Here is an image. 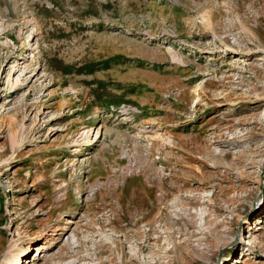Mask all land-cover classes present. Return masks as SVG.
Returning <instances> with one entry per match:
<instances>
[{
  "label": "rangeland",
  "instance_id": "374dc122",
  "mask_svg": "<svg viewBox=\"0 0 264 264\" xmlns=\"http://www.w3.org/2000/svg\"><path fill=\"white\" fill-rule=\"evenodd\" d=\"M253 1L0 0V264H264Z\"/></svg>",
  "mask_w": 264,
  "mask_h": 264
},
{
  "label": "bare ground",
  "instance_id": "6f19581e",
  "mask_svg": "<svg viewBox=\"0 0 264 264\" xmlns=\"http://www.w3.org/2000/svg\"><path fill=\"white\" fill-rule=\"evenodd\" d=\"M256 5V7H257V5H261V7H264V0H255V1H253V2H251L250 4H249V6H255ZM255 8V7H254ZM13 92V91H12ZM14 94V93H13ZM61 228V227H60ZM59 228V229H60ZM58 229V230H59ZM65 229V228H64ZM40 255V254H39ZM13 264H19V258L17 257L15 260H14V263Z\"/></svg>",
  "mask_w": 264,
  "mask_h": 264
}]
</instances>
